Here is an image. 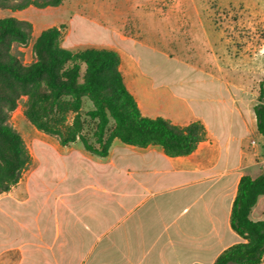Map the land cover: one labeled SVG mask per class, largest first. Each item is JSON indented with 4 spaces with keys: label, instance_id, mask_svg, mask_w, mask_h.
Segmentation results:
<instances>
[{
    "label": "crops",
    "instance_id": "0c3cea01",
    "mask_svg": "<svg viewBox=\"0 0 264 264\" xmlns=\"http://www.w3.org/2000/svg\"><path fill=\"white\" fill-rule=\"evenodd\" d=\"M69 31L62 46L71 50L75 40ZM121 41L113 47L111 37L99 43L103 48H90L119 53L124 82L142 114L150 116L144 114V85L139 86L147 74L134 51L144 42L129 36ZM215 101L223 105L212 110L214 121L192 108L185 120L166 117L179 126L205 125L206 140L188 156L169 157L160 146L138 148L119 139L104 158L51 137L32 142L27 178L23 173L0 195V264H213L225 249L243 242L232 229L231 212L241 177L264 172L252 140L260 137L264 146V137L255 115L253 130L238 107ZM69 156L76 169L52 161ZM250 218L264 219V196Z\"/></svg>",
    "mask_w": 264,
    "mask_h": 264
},
{
    "label": "rangeland",
    "instance_id": "374dc122",
    "mask_svg": "<svg viewBox=\"0 0 264 264\" xmlns=\"http://www.w3.org/2000/svg\"><path fill=\"white\" fill-rule=\"evenodd\" d=\"M7 17L35 25L29 45L20 48L24 63L34 59L32 44L36 37L53 26L62 27L63 46H67L72 29L73 51L103 48L99 43L108 42L111 37L115 42L109 45L121 47L124 37H134L144 42V48L137 46L134 51L141 57L147 74L139 81V86L144 85V114L150 115L147 117L185 120L192 108L214 121L212 110L223 105L215 99L223 98L230 107L242 111L254 130V106L264 80V0H63L59 7L0 9V19ZM171 93L191 100L182 102ZM26 100L23 97L11 114V127L28 149L32 142L44 137H51L58 144L56 137L37 130L25 117ZM91 109L92 102L84 98L83 135L96 144L97 121L86 115ZM226 120L224 115L223 121ZM113 126L111 119L108 129ZM253 139L258 149L256 162L264 171L263 139ZM247 144L253 146L250 140ZM74 147L85 150L80 141ZM52 161L67 164L71 169L77 166L72 156ZM30 168L24 171L26 178ZM47 169L43 162L40 175L45 177Z\"/></svg>",
    "mask_w": 264,
    "mask_h": 264
},
{
    "label": "trees",
    "instance_id": "16d2710c",
    "mask_svg": "<svg viewBox=\"0 0 264 264\" xmlns=\"http://www.w3.org/2000/svg\"><path fill=\"white\" fill-rule=\"evenodd\" d=\"M63 0H0V9L21 11L59 7ZM33 24L14 17L0 19V195L9 192L32 164L24 139L10 125L11 114L26 97L24 115L35 128L56 137L61 146L80 141L84 149L107 157L114 139L138 148L162 147L169 157L188 156L206 140L200 121L186 126L163 117L144 116L120 71L117 51L62 46V27L43 30L32 45L34 59L24 63L20 48L28 46ZM93 109L87 116L97 121L92 144L84 135L83 99ZM256 128L264 137V80L254 106ZM73 116L70 119V116ZM114 121L111 130L110 120ZM264 196V172L241 177L231 212L232 229L243 242L225 249L213 264H260L264 261V219L253 221L252 209Z\"/></svg>",
    "mask_w": 264,
    "mask_h": 264
}]
</instances>
